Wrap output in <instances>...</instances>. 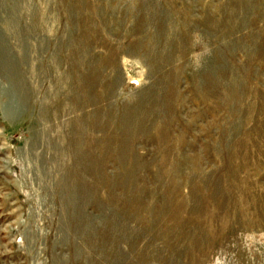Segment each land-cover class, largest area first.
Segmentation results:
<instances>
[{
    "label": "rangeland",
    "instance_id": "1",
    "mask_svg": "<svg viewBox=\"0 0 264 264\" xmlns=\"http://www.w3.org/2000/svg\"><path fill=\"white\" fill-rule=\"evenodd\" d=\"M0 264H264V0H0Z\"/></svg>",
    "mask_w": 264,
    "mask_h": 264
}]
</instances>
